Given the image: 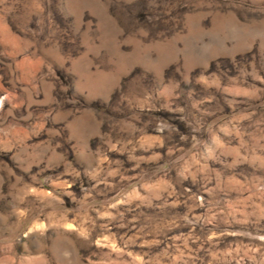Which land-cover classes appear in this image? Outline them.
<instances>
[{
  "label": "rangeland",
  "instance_id": "rangeland-1",
  "mask_svg": "<svg viewBox=\"0 0 264 264\" xmlns=\"http://www.w3.org/2000/svg\"><path fill=\"white\" fill-rule=\"evenodd\" d=\"M0 264H264V0H0Z\"/></svg>",
  "mask_w": 264,
  "mask_h": 264
}]
</instances>
